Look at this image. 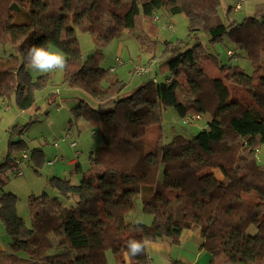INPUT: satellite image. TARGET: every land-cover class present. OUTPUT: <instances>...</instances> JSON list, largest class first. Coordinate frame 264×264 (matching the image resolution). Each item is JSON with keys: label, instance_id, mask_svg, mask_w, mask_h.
I'll return each instance as SVG.
<instances>
[{"label": "trees", "instance_id": "obj_1", "mask_svg": "<svg viewBox=\"0 0 264 264\" xmlns=\"http://www.w3.org/2000/svg\"><path fill=\"white\" fill-rule=\"evenodd\" d=\"M222 3L0 0V98L14 96L20 110L32 108L35 91L47 79L34 81L26 70L28 51L55 46L68 61L65 83L98 103L95 109L82 100L73 108L74 117L90 122L103 139L79 184L54 177L50 184L59 197L47 192L30 197L32 227L18 214V198L0 190V221L10 240L8 250L0 249V264H107L109 252L124 259L129 240L178 244L188 229L199 230L210 264H264V165L257 160L264 146V14L227 25L219 15ZM179 14L189 19L190 39L201 32L212 43L229 36L238 48L234 56L245 53L253 73L220 66L218 55L201 43H166L171 52L163 62L166 80L154 83L150 77L124 95L126 83L100 65L104 46L130 31L152 50L155 18ZM79 28L98 48L86 60ZM205 61L216 62L222 76L210 77ZM237 87L250 97L236 94ZM169 110L182 120L190 115L208 120L189 136L188 130L166 131ZM11 147L24 146L19 141ZM39 161L46 162L42 152ZM13 164L7 158L0 172ZM215 169L223 173L222 181ZM142 213L152 216L151 225L137 221ZM148 262L147 249L130 259L131 264Z\"/></svg>", "mask_w": 264, "mask_h": 264}, {"label": "rangeland", "instance_id": "obj_2", "mask_svg": "<svg viewBox=\"0 0 264 264\" xmlns=\"http://www.w3.org/2000/svg\"><path fill=\"white\" fill-rule=\"evenodd\" d=\"M263 1L246 0L242 8L236 10L238 0H223L219 15L224 24L238 25L245 19L260 17L264 14ZM230 8L232 9L231 12L228 11ZM156 23L158 25L157 34L151 36L154 42L152 50L149 49V46L145 47L141 43L140 34L133 35L130 31H125L121 37L113 39L102 49L101 67L106 69L115 67L117 56H120L124 62V65L118 67L116 72H112L114 76L126 83L124 95L132 94L146 83L151 82V78H157L159 81L166 80L167 74H164L163 62L171 54L166 49V43L174 45L189 43L190 46L201 43L208 50L218 55L220 66H239L247 74L253 73L254 66L245 53H242L240 57L233 56V58L228 55L229 50H233V52L238 50L229 36H225L223 41L218 43H212L210 37L204 32L197 34L196 38L190 39V23L184 14L170 17L160 15L159 21ZM171 25H173V31L170 30ZM77 35L83 59L86 60L98 48L90 33L79 28ZM50 47L57 48L55 46ZM0 51H2V47ZM260 55L264 66V47H262ZM2 63L5 65L6 62ZM137 64L150 66V73L146 76L134 75L133 70ZM204 64L210 77L222 76L220 66L216 62L205 61ZM26 70L34 81L45 77L47 82L42 89L35 91V105L30 109L20 110L14 96L0 98V165L5 164L7 158L14 159V167H7L4 173L0 172V179L2 180L0 190L1 193H11L18 198V214L27 222L29 227H32L30 197L41 195L43 192H47L52 197H59V193L51 188L50 181L54 177L69 179L73 184H79L83 173L91 168V153L103 145V139L99 130L90 122L84 118L76 119L74 117L73 108L77 107L82 100L87 101L95 109H97L98 103L93 98L89 99L90 96L84 91L69 87L64 80V71L41 73L32 70L29 65L26 66ZM233 90L236 94L245 97L251 95L242 87L233 88ZM204 117L203 127L208 120V117ZM164 126L166 131L171 128H175L178 132L188 130L184 133L187 136L191 133H197L203 128L200 124L195 128L187 127L186 129L183 120L178 118L173 110H169L164 115ZM67 134H71L73 140L79 144L77 149L81 153L79 159L81 171L79 173L75 172L77 171L76 166H70L67 163L72 156L61 157L62 147L66 144L60 143L58 149L55 147V142L66 137ZM19 141H22L24 146L22 150L11 147L13 143ZM36 152L38 153L34 155ZM41 152L46 161L43 162V165L39 161ZM24 154L28 155L27 159H23ZM56 157H61L63 161L56 166H48V164H53L58 160ZM257 160L261 165H264V146L259 149ZM15 163H19V165L16 166ZM18 170L23 173L22 176L17 175ZM215 170L220 172L218 169ZM59 173L63 176H60ZM136 219L145 225H151L153 220L151 215L143 213L137 215ZM249 231L251 234L256 233L255 228H251ZM9 242L4 225L0 221V248L8 250Z\"/></svg>", "mask_w": 264, "mask_h": 264}, {"label": "crops", "instance_id": "obj_3", "mask_svg": "<svg viewBox=\"0 0 264 264\" xmlns=\"http://www.w3.org/2000/svg\"><path fill=\"white\" fill-rule=\"evenodd\" d=\"M89 99L92 98L89 97ZM67 135H70L69 140L72 138V141H75L73 140V136L71 134ZM63 143L66 145L62 147L63 151L61 153V157L65 158L72 156L70 159H68L67 163L70 166H76L77 171L75 172L79 173V171H81V163L79 161L80 156L76 157V151H78L77 149L79 148V144L77 143L78 146L74 149L71 148L69 141ZM61 157H56L58 160L55 162V164H48V166H56L59 162L63 161ZM214 172L216 178L219 181L224 179L221 171L219 172L220 177H218V172L216 170ZM59 175L63 176L60 173ZM202 245L203 240L199 230H185L182 233L178 244H172L169 241L152 242L147 248L149 255V262L147 264H210L211 255L205 249H203ZM0 249L6 250L4 248ZM107 257V264H131L130 259L126 258L125 256L124 259L117 258L112 252H109Z\"/></svg>", "mask_w": 264, "mask_h": 264}, {"label": "clouds", "instance_id": "obj_4", "mask_svg": "<svg viewBox=\"0 0 264 264\" xmlns=\"http://www.w3.org/2000/svg\"><path fill=\"white\" fill-rule=\"evenodd\" d=\"M29 67L41 73H51L54 71H64L68 67V61L62 50L45 46H33L29 49L26 57ZM152 242L145 238L143 240L127 241V252L125 257L141 255Z\"/></svg>", "mask_w": 264, "mask_h": 264}, {"label": "built area", "instance_id": "obj_5", "mask_svg": "<svg viewBox=\"0 0 264 264\" xmlns=\"http://www.w3.org/2000/svg\"><path fill=\"white\" fill-rule=\"evenodd\" d=\"M245 1L246 0H238L235 9L236 10L241 9L242 5H243V3ZM155 21L158 22L159 18L156 17ZM170 30L173 31V25L170 26ZM228 55L230 57H233L234 56V52L233 51H228ZM115 64H116V66L111 68V72H116L118 67H121V66L124 65V62H123V60H122V58L120 56H117V58L115 60ZM133 73L136 76H146V75H148L150 73V66L143 65V64H137V65H135ZM158 81L159 80L157 78H153V82L154 83H157ZM183 124L186 127H188V128H195L197 125H200V124H201V127H203L202 124L204 125V115H190V116L186 117L185 119H183ZM66 141L70 142L71 148H74V149L77 148V146H78L77 142L70 141L69 140V135H67L66 137L62 138L61 140L56 141L55 142V147L58 148L60 143H63V142H66ZM80 155H81V153L79 151H76V157H79ZM27 158H28V155L24 154L23 159H27ZM19 163H15L16 166L19 165ZM53 164H55V163H53ZM53 164H50V165H53ZM17 175L18 176H22L23 173L19 172V170H18L17 171Z\"/></svg>", "mask_w": 264, "mask_h": 264}, {"label": "bare ground", "instance_id": "obj_6", "mask_svg": "<svg viewBox=\"0 0 264 264\" xmlns=\"http://www.w3.org/2000/svg\"><path fill=\"white\" fill-rule=\"evenodd\" d=\"M218 177H220V173L218 172Z\"/></svg>", "mask_w": 264, "mask_h": 264}]
</instances>
